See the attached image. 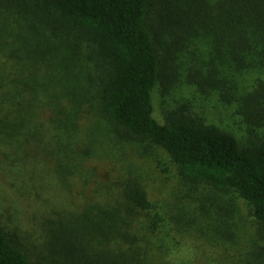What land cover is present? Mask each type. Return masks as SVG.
Here are the masks:
<instances>
[{"label": "trees", "instance_id": "obj_1", "mask_svg": "<svg viewBox=\"0 0 264 264\" xmlns=\"http://www.w3.org/2000/svg\"><path fill=\"white\" fill-rule=\"evenodd\" d=\"M157 87L214 98L242 133L191 104L160 123ZM144 144L208 189L199 238L240 247L225 264H264V0H0V148L22 171L49 165L64 201L43 264H158L139 181L97 184L100 202L84 196L102 155ZM236 198L257 223L255 254L243 250ZM39 262L0 222V264Z\"/></svg>", "mask_w": 264, "mask_h": 264}, {"label": "rangeland", "instance_id": "obj_2", "mask_svg": "<svg viewBox=\"0 0 264 264\" xmlns=\"http://www.w3.org/2000/svg\"><path fill=\"white\" fill-rule=\"evenodd\" d=\"M183 89L176 87L169 94L161 93L158 87L153 91V115L157 121L163 123L168 111L181 104H191L194 113L199 112L213 124L242 133V120L233 109L218 105L214 98L202 99L193 95L192 90ZM145 146L146 152L139 147L137 151L126 147L112 150L108 157L102 155L101 160L93 163L97 171L86 183L84 196L100 202L101 194L94 193L97 184L114 186L118 180L127 178L139 181L153 205L150 215L157 221V231L149 236L153 235L152 243L163 244L158 264H225L229 257L238 259L240 247L230 249L221 242L208 243L199 238L198 222L202 217L198 206L202 199L203 204L210 207L205 194L208 189L183 179L162 149ZM2 150L0 148V222L19 235L33 258L43 264V258L48 257V222L56 219L58 208L64 206L63 196L49 165L40 162L35 170L28 167L22 171L16 158ZM66 182L71 183L69 179ZM98 192L104 195L105 189ZM235 203L237 228L248 233L242 239L243 250L255 254L256 248L262 247L253 243L257 223L252 218L251 207L238 198Z\"/></svg>", "mask_w": 264, "mask_h": 264}]
</instances>
